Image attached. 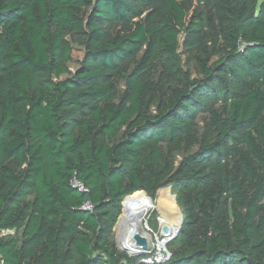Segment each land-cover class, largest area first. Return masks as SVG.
<instances>
[{
	"label": "trees",
	"instance_id": "obj_1",
	"mask_svg": "<svg viewBox=\"0 0 264 264\" xmlns=\"http://www.w3.org/2000/svg\"><path fill=\"white\" fill-rule=\"evenodd\" d=\"M166 186L162 264H264V0H0V264H145Z\"/></svg>",
	"mask_w": 264,
	"mask_h": 264
},
{
	"label": "bare ground",
	"instance_id": "obj_2",
	"mask_svg": "<svg viewBox=\"0 0 264 264\" xmlns=\"http://www.w3.org/2000/svg\"><path fill=\"white\" fill-rule=\"evenodd\" d=\"M148 200L149 199H146L136 203L134 208L128 212L126 211V213V208L124 209L125 214L122 215L119 225V240L121 248L126 249L130 253L140 251L136 247L134 237L141 233L140 231L144 228L143 221L152 211L156 209L162 211L164 217L161 218V222L165 224L169 223L168 225L173 229L178 228L180 225L181 219L176 217L178 206L176 205L175 200L169 197V193L160 195L159 200L156 203ZM166 214L169 215L170 218L167 219L165 217ZM164 239V241L162 239L158 242L160 249L165 247V241H167V238Z\"/></svg>",
	"mask_w": 264,
	"mask_h": 264
},
{
	"label": "rangeland",
	"instance_id": "obj_3",
	"mask_svg": "<svg viewBox=\"0 0 264 264\" xmlns=\"http://www.w3.org/2000/svg\"><path fill=\"white\" fill-rule=\"evenodd\" d=\"M181 41H182V38H181ZM74 48H75V56L78 57V58H81L82 54H83L82 48L79 47V46H74ZM77 69H78V64L72 63L70 65V70L72 72H75ZM66 77L67 76L64 75V76H62L61 79H64ZM143 193H145V192H143ZM166 193H169V197L173 198L175 200V202H176V205L178 206V210L176 211L177 212L176 217L182 219L183 218V214H182L181 207L178 205L176 194L173 193V190H172V188L170 186H166V187L161 188L160 190H158L156 195L153 196V197L149 196L146 193H145L146 195L145 194L144 195L145 196H149L150 198L153 199V200H148V201H152V202L156 203L159 200L160 195L166 194ZM127 206H128V203L126 204L125 208H127ZM125 213H124V208H123V203H122V214H121V216L119 218V221H118V223H117V225H116V227L114 229V233H113V236H112V239L116 243V245L119 248V250H120V247H121L120 246V240H119V236H120V234H119V225H120V221H121L122 215L125 214ZM163 217H164V214L162 213V211H160L159 209L158 210L156 209V210L152 211L150 214H148L146 216V218L144 219V221H143L144 228L140 231L141 232L140 235H143V236H145L148 239L149 243H148V249L146 250L147 253L153 252V251L154 252L157 251V239H159V238H160L159 240L163 239L162 236H161V228H162V226L169 224V223L165 224V223L161 222V218H163ZM165 217L167 219L170 218V216L167 215V214H166ZM159 240H158V242H159ZM165 247H166V249L169 252L171 251V249L169 247V244H167ZM126 254L129 255V253H126ZM141 256H139V257H141Z\"/></svg>",
	"mask_w": 264,
	"mask_h": 264
},
{
	"label": "water",
	"instance_id": "obj_4",
	"mask_svg": "<svg viewBox=\"0 0 264 264\" xmlns=\"http://www.w3.org/2000/svg\"><path fill=\"white\" fill-rule=\"evenodd\" d=\"M127 198H129V197H127ZM123 208H124V204H123ZM183 221H184V219L182 218L181 221H180L179 227L176 228V229H173L169 225L162 226V228H161V236L163 238H167V241H165L166 242L165 245L168 244L169 242H171L172 240H174L177 237V235L180 232V229H181V226L183 224ZM134 240H135L136 247L140 251L130 253L126 249H123V248L120 247L121 252H123V253H129V256L130 257H133V258L139 257V256H141L143 254L144 255H147L148 253H147L146 250L148 249V243H149L148 240H147V238L145 236H143V235L137 234V235H135Z\"/></svg>",
	"mask_w": 264,
	"mask_h": 264
},
{
	"label": "built area",
	"instance_id": "obj_5",
	"mask_svg": "<svg viewBox=\"0 0 264 264\" xmlns=\"http://www.w3.org/2000/svg\"><path fill=\"white\" fill-rule=\"evenodd\" d=\"M73 186L82 192H88L87 188L84 185H82L81 183H79L76 179L73 180ZM82 210L91 211V210H93V205L90 202H86L82 206ZM159 239H157V251L149 252L147 254V257H145L142 260L143 263H145V264H154V263L162 264V263H165L171 259L172 254L166 249V247H164L163 249L159 248V243H158ZM163 241H164V238H163Z\"/></svg>",
	"mask_w": 264,
	"mask_h": 264
}]
</instances>
